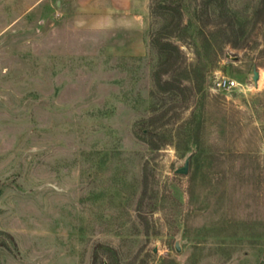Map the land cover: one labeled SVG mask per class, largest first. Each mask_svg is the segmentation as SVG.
Segmentation results:
<instances>
[{"label": "rangeland", "instance_id": "obj_1", "mask_svg": "<svg viewBox=\"0 0 264 264\" xmlns=\"http://www.w3.org/2000/svg\"><path fill=\"white\" fill-rule=\"evenodd\" d=\"M135 1L0 0V264H264V0Z\"/></svg>", "mask_w": 264, "mask_h": 264}, {"label": "crops", "instance_id": "obj_2", "mask_svg": "<svg viewBox=\"0 0 264 264\" xmlns=\"http://www.w3.org/2000/svg\"><path fill=\"white\" fill-rule=\"evenodd\" d=\"M62 1H67V0H62ZM72 2H77L82 4L83 2L85 3H94V2H104L107 5H109V8H111L113 11L116 12H131L133 11V14H135V10H137V4H135V0H69ZM136 16V15H135Z\"/></svg>", "mask_w": 264, "mask_h": 264}, {"label": "water", "instance_id": "obj_3", "mask_svg": "<svg viewBox=\"0 0 264 264\" xmlns=\"http://www.w3.org/2000/svg\"><path fill=\"white\" fill-rule=\"evenodd\" d=\"M259 78V73L257 70H254L253 71V76H252V80L256 83L257 80ZM189 160H190V156H188L182 165L178 166L174 172L177 173V174H187L188 172V167H189ZM174 249L176 252H180L181 250V247H180V242H179V239H176L175 240V243H174Z\"/></svg>", "mask_w": 264, "mask_h": 264}, {"label": "built area", "instance_id": "obj_4", "mask_svg": "<svg viewBox=\"0 0 264 264\" xmlns=\"http://www.w3.org/2000/svg\"><path fill=\"white\" fill-rule=\"evenodd\" d=\"M218 86L221 88H233L238 84L234 80H229L228 78H221L217 82Z\"/></svg>", "mask_w": 264, "mask_h": 264}, {"label": "trees", "instance_id": "obj_5", "mask_svg": "<svg viewBox=\"0 0 264 264\" xmlns=\"http://www.w3.org/2000/svg\"><path fill=\"white\" fill-rule=\"evenodd\" d=\"M94 263V262H93Z\"/></svg>", "mask_w": 264, "mask_h": 264}]
</instances>
